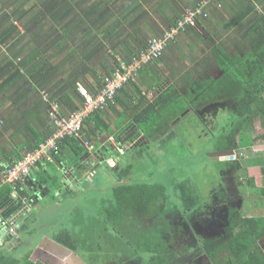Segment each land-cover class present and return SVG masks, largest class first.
I'll return each mask as SVG.
<instances>
[{"label": "crops", "instance_id": "1", "mask_svg": "<svg viewBox=\"0 0 264 264\" xmlns=\"http://www.w3.org/2000/svg\"><path fill=\"white\" fill-rule=\"evenodd\" d=\"M187 11L198 12L195 25L181 29L179 22ZM263 23L264 0H0V32L13 31L8 40L0 41V162H16L52 134L45 97L59 102L63 115L69 117L82 104L77 94L79 88L96 95L103 80L122 62L131 65L146 52L150 39H164L173 34L163 58L143 65L136 83L120 91L115 105H107L87 120L84 139L93 147L91 154L86 155V149L79 155L65 145L62 153L33 171L26 191L40 188L39 179L44 176L51 178L59 186L55 199L61 206L62 199L72 190L80 195L92 189V195L95 194L98 190L94 187L104 183L96 179L104 165L118 174V179L113 178L115 186L128 182L130 177L117 171L119 157L110 153L120 156L143 151L150 143L162 148L166 140L170 141V135H180L172 132L193 112L191 109L147 137L143 132L146 121L142 125L136 121L146 104L137 109L132 105L138 91L172 88L181 98L192 95L196 99L208 81H220L226 76L222 60L247 57L253 45L260 41ZM7 62L14 63V70H7ZM229 69L234 70L232 66ZM241 82L243 78L232 84L235 90H240ZM175 93L169 101L172 105L176 101ZM234 98L221 99L198 111H217L218 115L225 107L236 110L239 100ZM90 166H95L94 170ZM50 167L59 173V179L47 174ZM92 171L96 175L90 180ZM128 171L122 172L130 174ZM40 194L30 216L44 213L43 204L48 196L42 190ZM88 206L100 208L93 196ZM88 211L93 220L99 221V212ZM97 230L87 231L89 236L84 240L91 246L98 238ZM66 232L69 231H59L53 236L41 233L51 237L44 244L34 238L38 247L30 259L47 264V259L56 258L61 264H71V256L81 253L58 243V238ZM20 241L19 244L25 239ZM85 258L79 262L88 264Z\"/></svg>", "mask_w": 264, "mask_h": 264}, {"label": "rangeland", "instance_id": "2", "mask_svg": "<svg viewBox=\"0 0 264 264\" xmlns=\"http://www.w3.org/2000/svg\"><path fill=\"white\" fill-rule=\"evenodd\" d=\"M234 114L235 110L228 107L221 109L218 115L217 111L209 110L192 112L189 118L180 122L175 129L176 132H172L176 135L180 132V135L178 137L170 135V141L166 140L162 148L159 147V144L150 143L149 147H145L147 149L143 151H131L120 156L110 153L116 158L119 157L117 171L120 170L122 176L130 178L134 176L135 179L144 183L160 181L167 187L166 197L159 205V216L146 220L135 215L130 221L131 232L133 234L150 233V228L153 231H159L161 238L178 252L183 264H211L205 255L195 257V248L201 237H215L225 232L226 225L223 227L210 226L212 223L209 224V222L217 220L218 216L224 219L226 214L224 210L230 204L236 206L246 215L264 216V197H260L258 192L253 193L255 190L250 189L247 182L248 169L254 167L255 164L264 166V143L262 146H255L250 155L247 152H234L223 153V155H228L219 156L213 151L214 142L221 132L228 129ZM243 130L249 135L248 130ZM257 132L262 135L264 130L259 128ZM248 138L249 136L246 141H249L250 138ZM110 155L106 154V156ZM228 156H233V161H240L242 168L233 171L222 167L219 162L228 161ZM221 158L223 159L221 160ZM127 170L130 174H123ZM48 172L53 178L59 179V173L55 172L54 168L50 167ZM252 175H254L256 184L261 186L264 182L261 175L256 173V170L252 171ZM113 178L118 179V174H114L107 166H102L96 179H102L104 183L101 187L98 185L94 187L98 190L95 194L92 195V189L80 195L77 190H72L66 199H62L61 206H58L59 203L55 199V195H58L57 190L55 191L57 184L51 180L52 191L50 197L44 201L45 208L42 216H30L31 209L24 212V216L29 217L26 223L29 231L23 230L21 225L18 228L20 231L18 243L21 242L20 240L25 239V241L14 250V257L24 259L30 256L34 248L38 247L33 242L34 238L42 244L49 242L51 237L43 236L41 233L53 236L57 235L59 231H71L75 232L73 235L76 236V239L84 240L89 236L87 231L92 232L96 228L100 234V243L99 241L94 243L102 245L103 249L100 252H103L105 257L112 256L114 258L116 255L119 264H145L142 257L136 255L125 240L114 234L116 232L112 227L105 236L104 213L115 204L113 196L115 180ZM35 192L40 194V188L28 191L30 196H33ZM221 192H225V195H221ZM92 196L100 208L88 206V201ZM225 197L229 199V203L222 201ZM87 209H95L96 213L102 214V217L99 218V221L93 220ZM212 216L213 219H210ZM219 222L223 221L219 220ZM206 224L209 225L205 230ZM185 248H188V251L185 252L183 250ZM260 248L264 252V239ZM101 256L105 258L103 255ZM42 264L45 263L42 262ZM74 264L78 263L74 262Z\"/></svg>", "mask_w": 264, "mask_h": 264}, {"label": "trees", "instance_id": "3", "mask_svg": "<svg viewBox=\"0 0 264 264\" xmlns=\"http://www.w3.org/2000/svg\"><path fill=\"white\" fill-rule=\"evenodd\" d=\"M261 27L263 29L259 34L260 41L253 45L247 57L227 58V61L222 60L221 66L226 72V76L220 81H208L205 90H201L196 99H193L192 95H189L187 98H181V96L175 93V90L170 88L169 90H164L152 102L146 97H143L141 90H139L134 104H131L133 105V109H137V106L143 107L146 104L144 111L136 120L141 125L142 123L144 124L143 121H146L145 125H143L144 134L147 137L152 136L166 123L178 120L191 109H193V112H196L201 110L205 105L221 99L239 97L233 120L228 129L224 130L216 139V142H214L213 151L221 155L223 153L230 154L234 152H247L250 155L255 146H262L264 143V133L262 135L258 134L257 130L259 128L264 130V23ZM12 33L13 31L11 29L0 32V41L4 43V41L11 37L10 35ZM13 54L17 55L16 52H13ZM5 64L7 70H14L13 62H7ZM231 66L234 70L229 69ZM242 67L244 68V73ZM242 78L244 79V82H241L243 83L241 85L242 87L239 86L238 88L240 90H235V85L232 84H235L237 80L240 82ZM126 85L128 86L129 83ZM122 89L117 92V96ZM195 92L199 91L195 90ZM173 93L176 95V101L172 105L169 101H171ZM117 100L118 98L116 97ZM87 125L88 121H85L84 127ZM243 129L248 130L249 135ZM248 136L250 139L248 138L249 141H246ZM49 137L45 138V140ZM65 145L71 146L74 152L79 155L83 152L85 153L86 150L77 140L67 138L61 143L60 153L63 152ZM145 149L147 148H143V150ZM86 152V155H89L87 150ZM219 163L222 167L233 171H238L242 168L241 162L237 160H222ZM89 168L90 170H94L95 166H90ZM248 170L249 178L247 182L250 185V189L255 190L253 193L256 194L258 192L260 197H264V182L261 186H258L255 182L254 175H252V171L256 170V173L260 174L262 181H264V166L255 164L254 167ZM29 180L30 178L24 184L18 186V198L13 196V185H0V216L10 218L21 212L26 203L29 204L28 210L37 204L38 197L40 198L41 194L29 195L28 191H26ZM51 180V178L46 176L41 180L39 179V183L41 184L40 190H42L43 195L48 197H50L49 195H51L52 191ZM56 187L59 188L58 185ZM56 190L58 191V189ZM166 192L167 187L163 183H160V181L156 183H144L134 177L130 178L128 182L115 186L113 188L115 204L104 213L103 226L105 228V236L109 233L110 227H112L116 232L114 234L125 240L127 242L126 244L135 251L136 255L142 257L145 264H183L178 252L161 238L159 231L156 232L150 228V233L139 232L133 234L131 232L130 221L135 215L143 217L146 220L159 216V205L166 197ZM221 195H225V192H221ZM222 201L229 203L227 197L223 198ZM224 211L226 212L223 219L226 225L225 232L215 237H201L198 246L195 248V257L205 255L211 261V264H264V252L260 248V244L264 239V216L246 215L232 204ZM23 213L20 217L23 222V230L29 231V228L26 227L27 220H25ZM100 217H102L101 213ZM210 219H213V216ZM99 235H97L98 238L96 241L100 243ZM58 240L59 244L63 243L71 250L81 253V255L79 254L80 256L78 254L71 256L73 262L78 264H81L79 261H83L82 258L85 257L88 264H119L116 255L113 258L112 256L105 257L103 252L96 253L97 250L101 251L103 249L101 244L91 246L87 240L76 239L70 232H66ZM17 246L18 243L13 246L11 241L0 245V264H39L32 261L30 256L24 259L14 257V250ZM183 250L186 252L188 248ZM101 255L105 258H102ZM111 259H113V262H111ZM46 261L47 264H61L56 258L54 260L50 258ZM73 262L71 264H74Z\"/></svg>", "mask_w": 264, "mask_h": 264}, {"label": "built area", "instance_id": "4", "mask_svg": "<svg viewBox=\"0 0 264 264\" xmlns=\"http://www.w3.org/2000/svg\"><path fill=\"white\" fill-rule=\"evenodd\" d=\"M197 13L187 11L179 22L178 27L183 29L185 25H195V16ZM173 36V34H169L164 39H150L146 52L140 58L135 59L131 65L122 62L112 75L107 76L103 80L102 89L96 95H91L85 88H79L77 94L82 100V104L69 117L63 115L59 102L48 101L47 97H45V100L48 102L47 118L52 127V135L42 142L37 149L25 153L16 162H0V185H13V196L18 198V186L24 184L30 178L33 171L39 168L42 163L53 160L61 152V143L67 138L77 140L91 154L93 147L84 139L85 121L92 114L103 110L107 105H115L117 103V92L128 83H136L143 65H149L161 60L167 43ZM163 91L162 87L151 92L141 90V95L153 102ZM95 175L96 173L94 171L90 172V180ZM28 208L29 204L26 203L24 209L18 214L10 218L0 216V231H3L6 236H12L11 239L7 240L8 242L11 241L12 245L17 244L20 239V231L18 228L20 225H23L20 217ZM1 236L3 241L4 237L3 235ZM7 241H3V244Z\"/></svg>", "mask_w": 264, "mask_h": 264}, {"label": "flooded vegetation", "instance_id": "5", "mask_svg": "<svg viewBox=\"0 0 264 264\" xmlns=\"http://www.w3.org/2000/svg\"><path fill=\"white\" fill-rule=\"evenodd\" d=\"M219 220H222L223 221V218L221 216H218L217 217V220H213V222H209V224L212 223L210 226L218 225V226H222L223 227V225H225V224L223 222H219ZM209 224H206L205 225V228L204 227L203 228L206 230V228L208 227Z\"/></svg>", "mask_w": 264, "mask_h": 264}, {"label": "water", "instance_id": "6", "mask_svg": "<svg viewBox=\"0 0 264 264\" xmlns=\"http://www.w3.org/2000/svg\"><path fill=\"white\" fill-rule=\"evenodd\" d=\"M218 155L221 156V154H219V153H218ZM228 160L233 161L234 160V157L233 156H230ZM0 234L3 235V237H4V240L3 241H6V240H9V239L12 238L11 235H7L6 236L3 231H0Z\"/></svg>", "mask_w": 264, "mask_h": 264}, {"label": "clouds", "instance_id": "7", "mask_svg": "<svg viewBox=\"0 0 264 264\" xmlns=\"http://www.w3.org/2000/svg\"><path fill=\"white\" fill-rule=\"evenodd\" d=\"M19 244V243H18Z\"/></svg>", "mask_w": 264, "mask_h": 264}]
</instances>
